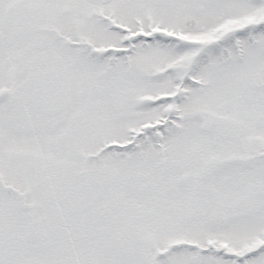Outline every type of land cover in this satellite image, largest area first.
Masks as SVG:
<instances>
[{
	"label": "snow or ice",
	"instance_id": "6c2138e0",
	"mask_svg": "<svg viewBox=\"0 0 264 264\" xmlns=\"http://www.w3.org/2000/svg\"><path fill=\"white\" fill-rule=\"evenodd\" d=\"M0 264H264V0H0Z\"/></svg>",
	"mask_w": 264,
	"mask_h": 264
}]
</instances>
